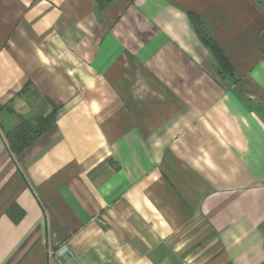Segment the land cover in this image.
I'll return each mask as SVG.
<instances>
[{"label":"crops","instance_id":"obj_1","mask_svg":"<svg viewBox=\"0 0 264 264\" xmlns=\"http://www.w3.org/2000/svg\"><path fill=\"white\" fill-rule=\"evenodd\" d=\"M98 7L0 0V264H264V0Z\"/></svg>","mask_w":264,"mask_h":264},{"label":"trees","instance_id":"obj_2","mask_svg":"<svg viewBox=\"0 0 264 264\" xmlns=\"http://www.w3.org/2000/svg\"><path fill=\"white\" fill-rule=\"evenodd\" d=\"M110 0H98V8L103 9ZM194 29L200 37L202 43L210 50L212 55L215 57L217 65L222 72H229L230 66L226 61L222 52L218 49L211 35L208 33L201 21L194 15H191ZM53 120V114L49 115L47 121L38 128L30 129L22 127L13 131L12 134H5V139L9 150L12 152L14 157H17L32 141H34L43 131H45Z\"/></svg>","mask_w":264,"mask_h":264},{"label":"rangeland","instance_id":"obj_3","mask_svg":"<svg viewBox=\"0 0 264 264\" xmlns=\"http://www.w3.org/2000/svg\"><path fill=\"white\" fill-rule=\"evenodd\" d=\"M36 105H39V103H36ZM49 115H50V113H49V110L47 108L42 109L41 117L39 116V113L37 115L38 119H40V120H36V122L38 123V126L42 125V123H44V121H47Z\"/></svg>","mask_w":264,"mask_h":264},{"label":"built area","instance_id":"obj_4","mask_svg":"<svg viewBox=\"0 0 264 264\" xmlns=\"http://www.w3.org/2000/svg\"><path fill=\"white\" fill-rule=\"evenodd\" d=\"M51 255V254H50Z\"/></svg>","mask_w":264,"mask_h":264}]
</instances>
